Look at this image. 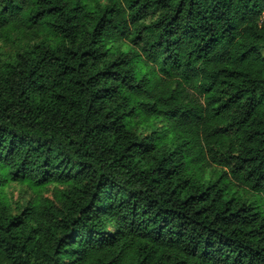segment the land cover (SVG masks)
Returning a JSON list of instances; mask_svg holds the SVG:
<instances>
[{
    "label": "trees",
    "instance_id": "16d2710c",
    "mask_svg": "<svg viewBox=\"0 0 264 264\" xmlns=\"http://www.w3.org/2000/svg\"><path fill=\"white\" fill-rule=\"evenodd\" d=\"M99 1L0 0V264H264V0Z\"/></svg>",
    "mask_w": 264,
    "mask_h": 264
},
{
    "label": "rangeland",
    "instance_id": "374dc122",
    "mask_svg": "<svg viewBox=\"0 0 264 264\" xmlns=\"http://www.w3.org/2000/svg\"><path fill=\"white\" fill-rule=\"evenodd\" d=\"M105 0H100L97 3H104ZM95 3V2H94ZM264 16V14H263ZM34 39H39V37H36ZM18 39L17 36L14 35L12 38L9 37H0V60H9L12 57H15L16 52L18 50ZM116 45H121L122 47L129 46V43L126 41L122 43H116ZM262 53L264 54V49L262 50ZM157 125L161 126V122H157ZM141 131H143V128H141ZM213 167H208L206 170L210 171ZM206 173V172H205ZM60 188L57 184L49 185L48 187L44 189H34L30 187L28 184H20L17 182H9L7 183L2 191L6 194L8 199L10 200L11 204L15 206L16 203H20L22 205H27V203L37 198L40 199H53L54 200V193L55 190ZM234 189L237 191L239 190V193L250 203H257L261 207H264V196L261 194H256L253 191L249 189L239 188L238 186L234 187Z\"/></svg>",
    "mask_w": 264,
    "mask_h": 264
},
{
    "label": "built area",
    "instance_id": "2783aa9c",
    "mask_svg": "<svg viewBox=\"0 0 264 264\" xmlns=\"http://www.w3.org/2000/svg\"><path fill=\"white\" fill-rule=\"evenodd\" d=\"M263 14H264V12H263ZM262 20L264 21V16L262 15Z\"/></svg>",
    "mask_w": 264,
    "mask_h": 264
}]
</instances>
